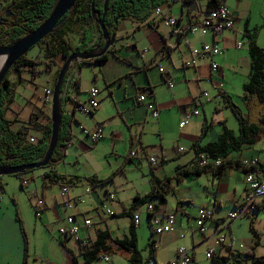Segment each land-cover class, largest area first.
Instances as JSON below:
<instances>
[{"label": "crops", "instance_id": "crops-1", "mask_svg": "<svg viewBox=\"0 0 264 264\" xmlns=\"http://www.w3.org/2000/svg\"><path fill=\"white\" fill-rule=\"evenodd\" d=\"M208 1L165 0L157 7L131 13L115 22V29H110V35L114 34L115 39L103 62L95 64L84 62L92 60H77L69 66L59 104L61 124L64 130L69 129L71 142L64 149L62 160L42 174H50L51 178L55 175L53 180L57 181V184H51L49 180L44 182L42 177L41 179L45 187L58 186V192L48 199L41 196L43 207L39 219L49 223L53 214L60 226L68 215L75 216L80 224L83 219L91 221L89 227L81 224L80 243L62 237L60 239L64 243L62 249L69 251L78 264H82L81 247L93 243L103 231L109 233L110 240L105 241L108 250L94 263L103 261L101 258L108 256L109 262L105 263L116 264L112 257L119 255L123 260L118 264H123V261L129 264V253L116 246L113 241L128 236L133 223L131 216L126 213L133 199L143 197L152 190V177L163 183L173 177L179 169L196 163L194 147L215 141L223 126L226 127L227 118L224 112L209 103L208 92L215 89L219 100L222 95L229 96L228 88L234 87V78L240 79L242 86L246 82L250 68L246 35L254 32L256 44L264 49V0H226L235 20L232 29L224 30L218 35L210 32L205 35L183 34L182 26L196 24L205 16ZM6 4L0 0L1 16L5 12ZM157 8L160 13L156 12ZM167 17L176 18L178 26L166 27L164 20ZM87 27L91 28L92 39L79 52H99L104 45L102 36L97 32L95 22L90 21L84 29ZM70 36H74V43L71 42ZM66 39L73 47L81 46L82 31L75 30L73 34H68ZM204 44L216 45L220 54L199 56L197 53ZM146 49L147 52L143 53ZM191 59L195 64L184 66V62ZM212 62L218 65L217 73L211 71ZM63 63L64 60L60 56L54 58L50 69L53 81L55 71L57 72ZM167 80H171V88L167 86ZM93 87L98 89V107L89 115L76 111L78 105L87 103L89 90ZM45 90L52 92L49 88ZM203 92H207V98L202 97ZM140 93L154 101L158 110L157 118L151 117L145 106L137 102L136 98ZM44 101L47 102L45 94ZM248 104L256 110L255 117L248 119L256 123L262 107L253 99L249 100ZM195 108L200 111V115L180 129L178 124L183 114ZM17 120H14V123ZM49 122L50 116L47 112L43 113L38 129L39 138L36 140L30 137L29 142L36 143L41 139L42 130ZM22 124L28 126L29 130L34 127L30 119L29 123L15 124V129ZM96 125L102 127V138L97 143H91L83 134L82 128L92 130ZM132 152H135L136 156L132 157ZM250 157H255L264 164L260 154L252 147L232 153L228 160L241 162ZM150 158L155 159V162L150 163ZM59 166L62 169H59ZM56 177H64V181L57 180ZM260 178L264 181L263 174H260ZM86 179L106 182L91 184ZM62 184L79 188L72 189L71 192L68 189L71 209L64 208V200L59 195ZM85 187H91L92 191L85 194ZM168 188L165 204L155 209L154 213L175 214L174 230L154 235L148 221V243L151 240L154 242L155 256L154 260L148 259L147 249L145 256L141 254L143 262L167 263L175 257L178 248L185 247L191 251L193 264H202L196 249L202 245L206 252L213 247V238L218 232L232 234V227L225 223L224 216L231 209L240 206L245 199L247 190L242 167H227L220 177H214L211 173L187 175L180 182L170 180ZM109 194H113L114 199H109ZM32 195L35 196L34 193ZM77 197H81L83 203L74 202ZM155 202L152 200L150 205ZM35 203L36 200L34 209ZM142 207L134 211L141 212ZM199 208L213 210L214 220L205 223V234H201L195 225ZM108 210L111 214L106 213ZM261 211H264V201H260L255 211L247 217L254 222L257 213ZM145 213L148 220L146 210ZM105 215L115 220L112 228L109 227ZM44 223L41 220L39 225L45 226ZM139 226L135 227L136 237ZM232 236L233 234L227 241L226 235L225 243L216 248L219 253L215 256L228 258L225 260L227 264H232L231 251L243 254L253 243V239H245L249 242L247 249L240 251L243 245L234 246ZM258 247L255 255L263 257L257 254ZM3 258L6 264H12L9 262L11 256L4 255ZM17 260L19 262L20 258ZM209 263L211 264V261Z\"/></svg>", "mask_w": 264, "mask_h": 264}, {"label": "trees", "instance_id": "trees-1", "mask_svg": "<svg viewBox=\"0 0 264 264\" xmlns=\"http://www.w3.org/2000/svg\"><path fill=\"white\" fill-rule=\"evenodd\" d=\"M6 2V8L4 11H8V15H2L4 22L0 25V46L11 45L21 37L33 31L41 22H43L52 8L55 6L57 0H1ZM93 0H76L72 10L65 15L57 24L54 32L49 34L45 39L39 42L37 46L44 45L45 57L48 60H54L57 56H60L65 60L70 54L79 52L83 49L85 44H88L91 39V28L85 26L90 21L95 22L96 30L101 36L97 20H100L103 15L104 25L108 32L111 28L115 29V22L119 19L131 13H138L142 10L150 7H157L165 2V0H109L106 11H104V0H94L93 8L96 12V19L91 16V4ZM217 4V0H209L206 5L207 12L213 9ZM75 30L82 31L81 46H71V43L66 39L68 34H73ZM247 37V53L250 61L249 74L246 82L242 86L243 98L247 102L253 99L261 107L262 111L258 118V121L250 122L248 117L243 115L240 110L232 102L231 98L226 95H222L227 107L230 108L232 114L235 116L238 122V133H234L225 126H223L222 132L218 138L204 146L194 147V151L197 156V162L187 168L179 169L173 177L166 179L163 183H160L156 178L152 177L151 185L152 190L143 197H135L133 203L126 213L127 216H132L134 210L144 205H149L152 200L156 202L152 205L154 210L165 204V196L168 191V183L170 180L180 182L184 176L187 175H201L203 173H211L214 177H220L225 168H240L241 162H233L228 160V157L232 153L241 152L244 148L252 147L254 143L261 137L264 138V49L260 48L256 44L255 33H248ZM106 59V54L99 58H96L92 63H100ZM38 62L30 60L25 56L19 58L12 66L11 71L14 72L21 80V73L24 69H28L32 76L37 74L36 67ZM47 64V68H49ZM59 70L54 77V84ZM8 75V74H7ZM4 78L0 84V167L18 166L23 164L34 163L37 160L43 158L50 139L51 134V122L43 128L42 138L36 143L25 142L27 140V134L29 127L20 125L18 129L12 128V121L7 118V112L14 101V89L15 84L8 78ZM68 72L65 76L67 78ZM62 84V88L65 83ZM62 92V89L60 93ZM33 126L39 129V125ZM71 133L69 129H63V125L60 122L57 144L52 155V158L48 165L44 168L52 167L55 163L62 160L64 155V149L71 142ZM205 157L209 160H218L221 162L218 166L209 163L205 166H198L197 163L201 157ZM42 169V168H41ZM258 170L260 174L264 175V164L258 162ZM33 171V170H31ZM31 171H26L28 173ZM20 175V174H19ZM50 174H44L42 176L43 181L49 180L51 184H57V181L53 180L54 177H50ZM57 180L64 181V177H56ZM91 184H104L106 181H94V179H86ZM64 185V184H62ZM61 186V185H60ZM149 219V215H148ZM149 221V220H148ZM21 233L25 241V233L21 225L20 220L17 218ZM133 223V222H132ZM253 221H250V230L253 234V243L249 250L245 253H233L231 251L232 264H264V256L257 257L255 255L256 248L259 246L258 234L253 228ZM110 240L109 233L106 231L98 234L96 240L87 246L81 247V260L82 264H92L98 261L101 255L107 252L105 241ZM64 248L63 240L59 242ZM113 243L122 250L129 253V264H144L140 251L137 249V237L135 234V226L132 227L128 233V236L119 241H113ZM148 259L154 260L155 250L154 242L151 240L148 245ZM228 258L215 256L211 264H227L225 260ZM153 262V261H152ZM154 263V262H153ZM22 264H26L25 255ZM66 264H78L75 257L67 251ZM147 264V263H146Z\"/></svg>", "mask_w": 264, "mask_h": 264}, {"label": "rangeland", "instance_id": "rangeland-1", "mask_svg": "<svg viewBox=\"0 0 264 264\" xmlns=\"http://www.w3.org/2000/svg\"><path fill=\"white\" fill-rule=\"evenodd\" d=\"M70 39L72 40L71 42L74 43V36ZM25 57L39 64L36 67L37 74L35 76H32L28 69H24L21 73L20 81L11 69L8 72L7 78L10 81H15L14 101L7 112L8 119L12 121L18 119L16 123H12L13 129L17 128L15 124L29 123L30 119L34 124H41L40 120L42 114L45 112L50 116L51 99L47 102L44 101V91L46 88L52 89L53 87V80L51 78L52 71L50 69L53 66L54 60H48L45 57L44 45L34 46L27 52ZM57 61L60 62L58 58ZM47 64L50 65L49 68H47ZM233 83L234 87L228 88L229 97L240 112L252 120L256 115V110L254 107H250L248 102L244 100L240 79L234 78ZM208 93L210 96L209 103L215 105L216 108H221L224 112L227 118L226 128L234 133H238V122L230 108L226 106L222 98L217 100L215 89H210ZM38 131L36 127H32L28 131L27 140H25V142L28 143L30 137L37 140L39 138ZM252 148L260 154V159L264 160V138L261 137L257 140L254 145H252ZM59 169H62L61 166H59ZM48 170L49 167L36 169L20 175L0 177V264H6L3 258L4 255L11 256L9 262L12 264H22L24 255L26 264H66L67 252L62 249L59 243L61 239L58 232V227L60 226L58 225L59 222L57 221L56 223L55 216L52 214L49 220L50 222L44 223V219H39V217L36 216L34 209L35 196L38 198L43 196L45 199H48L54 197L58 192V186L56 185L43 186L41 177L42 174ZM22 179L28 181L26 187L21 186ZM68 189L71 192L72 189L75 190L79 188L69 186ZM201 191L203 192V190ZM33 193L35 196L32 195ZM85 200L87 201V199ZM194 204L195 206L197 205V203ZM109 208L112 209L111 207ZM145 210L146 205L141 208V224L139 228H137V249L143 256H145V253L147 254V243L150 234ZM105 216L107 217L106 220L109 222V227L112 228L111 226H113L115 220L107 215ZM17 218L20 220L23 227L25 241ZM95 219L99 220L98 217H95ZM41 220L46 224L45 226L39 225ZM250 221V217H244L236 220L231 225L234 246H238V244L243 245V248L239 249L240 251L247 249L249 242L247 243L245 239H253V234L250 230ZM252 225L259 239L257 254L264 256V211L257 213ZM232 234H226L228 236L227 241H229V237H231ZM66 248H70L69 245H67ZM187 249L190 250L189 248ZM196 252L202 264H210L204 256V246H199ZM217 252L219 253V250ZM18 257L20 258L19 262L17 260ZM112 260L114 263L116 262V264H118V262L122 263L123 259L121 256L115 255L112 257ZM94 264L108 263L99 261ZM123 264H125L124 261Z\"/></svg>", "mask_w": 264, "mask_h": 264}, {"label": "built area", "instance_id": "built-area-1", "mask_svg": "<svg viewBox=\"0 0 264 264\" xmlns=\"http://www.w3.org/2000/svg\"><path fill=\"white\" fill-rule=\"evenodd\" d=\"M157 13H160V10L156 9ZM235 23L234 17L229 9V7L226 4V0H217L216 6L209 10L205 16L196 24H186L182 26V33L186 34H194V33H200L202 35H205L207 32H210L214 35H218L224 30H230L233 28ZM164 25L166 27L170 28H176L178 26L177 19L174 17H167L164 20ZM240 46V44L238 45ZM147 52L146 50H143V53ZM199 56L203 55H211V56H217L220 54V49L213 44H204L201 47V50L197 53ZM195 64V61L193 59L184 62V66H192ZM211 71L212 73H217L218 71V65L215 62L211 63ZM161 71H163L160 68ZM166 84L169 88L172 87L171 80H167ZM45 99L46 101H50L52 97V92L49 90L44 91ZM98 89L95 87L91 88L89 90V97L86 104L78 105L75 109L76 111L89 115L91 111L96 109L98 107ZM202 97L207 98L208 94L207 92L202 93ZM138 103H142L146 110L150 113L151 117L157 118L158 117V110L156 106L154 105V101L152 99H149L148 96L144 95L143 93L138 94L136 98ZM200 115V111L195 108L191 112H185L180 119V122L178 124L179 128H184L193 118ZM83 134L87 137V139L91 143H97L102 138V127L100 125H96L92 130L83 129ZM182 151V149H179ZM131 156H136L135 152L131 153ZM150 163H154L155 159L150 158ZM221 160H209L205 157H201L197 163L198 166H205L209 163H212L216 166L220 164ZM258 159L255 157L245 158L241 161L242 164V170L244 173V183L246 187V196L243 201V203L235 207L234 209H231L228 211L225 216L224 220L225 223L228 225H232L233 222H235L238 219L244 218L249 216L250 214L255 211L256 205L260 201H264V181L260 178V173L258 170ZM28 184V181L26 179L21 180V186L26 187ZM85 193H90L91 187H85L84 189ZM60 197L64 200L63 205L65 209H71L72 203L68 199V186L61 185L60 186ZM109 199H114L113 194L108 195ZM74 202L76 203H83V199L81 197H77L74 199ZM43 207V199L36 197V203H35V214L37 217H40L41 209ZM146 212L147 215H149V225L152 229V232L154 235H161L165 233L172 232L175 227V220L176 216L175 214H165V215H156L154 213V207L152 205L146 206ZM107 214H111V211L108 210L106 212ZM214 220L213 210L212 209H206V208H199L197 211V216L195 217V225L198 229V231L201 234H205L206 227L205 223L208 221ZM132 222L134 226H139L141 222L140 212L135 211L132 216ZM83 226L89 227L91 225V221L89 219H83L81 222ZM81 224L77 221L75 216L68 215L63 219V223L58 229V232L60 234V237L73 240L76 243H80V237H79V230L81 227ZM226 235L223 232H218L214 235L213 238V247L209 248L204 256L207 260L211 261L215 258L216 255V248L222 246L225 243ZM242 247V245H240ZM191 251L186 249L185 247H180L177 249L175 257L164 264H193V258L191 256ZM104 262H109L108 256H103L101 258ZM147 264H156L152 261H149Z\"/></svg>", "mask_w": 264, "mask_h": 264}, {"label": "water", "instance_id": "water-1", "mask_svg": "<svg viewBox=\"0 0 264 264\" xmlns=\"http://www.w3.org/2000/svg\"><path fill=\"white\" fill-rule=\"evenodd\" d=\"M76 0H57L55 6L52 8L51 12L47 18L41 22L33 31L21 37L19 40L15 41L11 45L0 46V84L12 68L13 64L21 57L25 56L27 52L38 45L40 41L45 39L49 34L55 31L58 22L67 15L75 5ZM93 2L91 4V16L96 19V12L93 8ZM109 0H104V11ZM8 11L4 12V15H8ZM104 17V15H103ZM103 17L97 20V24L104 41V45L99 52H74L70 54L65 60L61 68L59 69L58 75L56 77L55 84L52 88L51 97V134L48 143L47 150L42 159L35 161L34 163L23 164L18 166L0 167V177L7 175H19L26 171L36 170L44 168L50 162L52 155L54 153L59 126L61 122L60 114V91L62 89V84L64 82L65 76L68 72L69 66L72 62L77 60H93L106 54L109 48L113 45L115 35L108 32L104 25ZM4 22V18L0 14V25Z\"/></svg>", "mask_w": 264, "mask_h": 264}]
</instances>
